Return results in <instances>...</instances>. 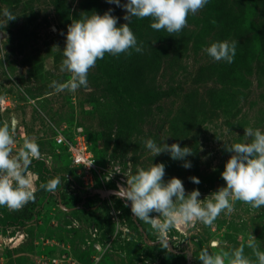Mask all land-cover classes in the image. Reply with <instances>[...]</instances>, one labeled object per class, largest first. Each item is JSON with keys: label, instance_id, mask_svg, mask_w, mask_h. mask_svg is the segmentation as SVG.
<instances>
[{"label": "rangeland", "instance_id": "obj_1", "mask_svg": "<svg viewBox=\"0 0 264 264\" xmlns=\"http://www.w3.org/2000/svg\"><path fill=\"white\" fill-rule=\"evenodd\" d=\"M5 9L16 19L8 21ZM109 9L118 25L127 23L125 11L106 0H0V125L15 120L13 154L25 137L43 154L31 165L35 200L17 211L0 206V218L24 220L18 228L0 226V264H201L195 256L212 241L226 249L244 244L251 257L250 234L264 251V207L237 201L232 215L221 213L210 227L171 230L164 249L118 196V185L126 186L123 174L151 163H163L165 180L181 179L186 191H200V199L225 186L220 173L231 153L224 144L245 142L247 127L264 131V0H208L173 36L153 30L150 18L133 17L129 27L141 53L105 54L90 69L87 89L56 93L52 81L70 78L60 70L61 33L73 18ZM225 40L237 41L232 63L215 62L203 51ZM81 137L93 162L90 179L68 152ZM147 139L192 148L194 155L186 157L191 168L167 153L153 157ZM117 169L121 173L106 181ZM56 176L61 184L55 192L39 189ZM87 193L97 198L81 204Z\"/></svg>", "mask_w": 264, "mask_h": 264}, {"label": "clouds", "instance_id": "obj_2", "mask_svg": "<svg viewBox=\"0 0 264 264\" xmlns=\"http://www.w3.org/2000/svg\"><path fill=\"white\" fill-rule=\"evenodd\" d=\"M106 2L121 7L125 11L123 19L127 23L118 25V17L111 14V9L103 15L93 12L79 19L73 18L66 34L61 33L65 35V46L60 70L69 73L70 78L63 83L52 81L50 87L56 93H75L80 88L87 89L90 69L105 54L118 57L121 54L131 55L133 50L141 53L142 45L138 44L129 27L133 17L150 18L153 30L166 31L173 36L187 27L188 16L196 15L208 0H126L123 4L121 0ZM3 14L8 21L16 19L7 9ZM212 22L215 24V21ZM236 45L235 40L216 41L203 51L215 62L230 64L235 57ZM244 137L245 142L224 144V150L231 153L220 173L225 186L203 199L199 198L201 193L198 189L186 191L181 179L173 176L165 180L163 163H151L148 168L138 167L134 174H123L126 186L118 185V196L130 202L132 217L136 221L151 226L164 249L168 248L171 230L179 229L190 234L197 224L210 227L221 213L232 215L237 201L252 209H260L264 207V131L247 127L244 128ZM15 143L14 129L7 122L0 125V206L11 211L20 210L35 200L37 176L31 171V165L33 160L43 159L34 138L25 137L19 150L13 154ZM144 145L153 157L167 153L174 161H184L182 167L185 169L192 166L186 160V157L194 155L192 148L181 147L177 143L157 144L153 139L145 140ZM114 173L121 172L119 169L108 172L105 180L110 181ZM189 180L194 184L200 183L195 176L189 177ZM60 184L61 178L56 176L41 182L39 189L52 193ZM246 246L251 250V257L245 254L244 244L226 249L225 245L212 241L208 247L201 248L195 258L201 264H264V251L260 250L258 240L252 234ZM209 248H219V251L213 252Z\"/></svg>", "mask_w": 264, "mask_h": 264}, {"label": "built area", "instance_id": "obj_3", "mask_svg": "<svg viewBox=\"0 0 264 264\" xmlns=\"http://www.w3.org/2000/svg\"><path fill=\"white\" fill-rule=\"evenodd\" d=\"M79 138V137H76ZM74 138L73 142L69 144L68 146V152L70 155V161L75 167H85L86 172V178L90 179L93 174V166H87L92 161L90 159V155L87 151V147L84 141V138L76 139ZM57 144H64V141L62 137H58L56 139ZM85 178V179H86ZM109 215L111 218H116V213L114 212V209L111 207Z\"/></svg>", "mask_w": 264, "mask_h": 264}, {"label": "trees", "instance_id": "obj_4", "mask_svg": "<svg viewBox=\"0 0 264 264\" xmlns=\"http://www.w3.org/2000/svg\"><path fill=\"white\" fill-rule=\"evenodd\" d=\"M38 165L43 167L41 163H38ZM93 198H97V196L92 195L91 193H87L86 196L81 199L80 203L81 204H82V202L86 203L87 200L93 199ZM82 208H84V206ZM23 222H24V220H22L20 217H14L11 215H5V216L0 218V226L4 230H7L8 228H13V229L18 228V227L23 225ZM168 255L173 256V254H170V253ZM179 255L180 254H177L174 256H179Z\"/></svg>", "mask_w": 264, "mask_h": 264}, {"label": "water", "instance_id": "obj_5", "mask_svg": "<svg viewBox=\"0 0 264 264\" xmlns=\"http://www.w3.org/2000/svg\"><path fill=\"white\" fill-rule=\"evenodd\" d=\"M15 126V120H11V127L14 128Z\"/></svg>", "mask_w": 264, "mask_h": 264}]
</instances>
